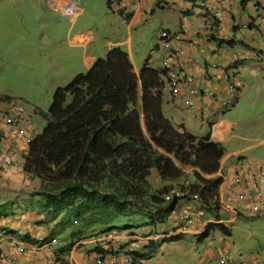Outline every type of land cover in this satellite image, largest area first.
<instances>
[{
	"label": "crops",
	"instance_id": "obj_1",
	"mask_svg": "<svg viewBox=\"0 0 264 264\" xmlns=\"http://www.w3.org/2000/svg\"><path fill=\"white\" fill-rule=\"evenodd\" d=\"M109 3V9L119 16V27L126 31L125 38L115 42V47L109 50L119 48L127 53L136 75H139L144 60L152 57L153 49L157 62L148 60V66L152 69H162L161 63L166 53L159 48H152L153 40L144 51L133 44L132 34L142 19L147 15L158 17L169 13L170 21L156 31V36L161 30L174 34L185 26L186 32L178 44L182 52L170 62L167 70L176 73L180 93L173 95L169 86L165 85L162 112H168V119L176 128L182 127L195 136L209 134L213 142L223 147L224 156L215 175L223 180L218 190L220 219L216 220L210 213L201 211L196 200L183 201L165 220L174 222L170 233L163 227L158 230V225L143 228L140 233L112 231L113 238L102 245L94 242L95 234L72 238L69 231L60 232L57 225L59 219L44 223V215L38 213V199L33 197L32 202L24 207L25 211L0 219V264H46L48 261L52 264H131L127 254H148L150 242L158 244L157 250L149 259L139 261L140 264H220L219 260L227 256L225 264H260L256 256L243 258L230 250L228 240L231 237V225L243 215L227 201L232 174L231 168L225 165L229 160H234L232 163L249 162L264 171V121L259 126L252 121L260 112L264 114V0H227L221 5H216L215 0H109ZM58 7L64 14L70 7L77 10V6L68 1L63 2L64 8L61 4ZM83 12L77 10L76 16ZM218 16L220 20H217ZM74 39L78 48L90 46L91 53H84L83 58L85 65L90 67L101 56L100 51H95L92 36L88 32H79ZM228 76L229 80L226 79ZM230 81L235 84L237 91L232 106L224 108L223 102L231 98L228 91ZM1 97L0 111H3L8 102ZM15 117L27 137L32 139L39 134V123L35 124L31 113L20 111V115ZM193 121L207 126L208 130L197 132L191 129ZM29 138L7 139L0 135V204L22 202L40 188L39 180L24 173L20 167L28 150ZM183 171L190 173L186 167H183ZM149 184L159 189L165 182L152 171ZM254 185H257L256 182L245 184V187L252 189ZM239 207H244L246 219L264 217V207L258 210L246 204ZM184 211L197 215L198 219L193 225L186 226L183 223V226H178L172 219L175 217L180 222L179 216ZM208 224L222 226L230 235L215 230L208 237L201 238ZM19 231L26 234L21 236ZM61 234L65 236L64 242L59 239ZM38 236L56 239L52 254H47L37 245ZM174 237L179 239L172 241ZM209 237H212V243L207 242ZM184 239L198 244L196 252L190 254L186 250L184 255L174 256L175 249L170 251L171 246L166 243ZM70 243H74L72 248L68 246ZM165 253L168 260L157 259L159 254L163 257ZM175 259H179V262L174 263Z\"/></svg>",
	"mask_w": 264,
	"mask_h": 264
},
{
	"label": "trees",
	"instance_id": "obj_2",
	"mask_svg": "<svg viewBox=\"0 0 264 264\" xmlns=\"http://www.w3.org/2000/svg\"><path fill=\"white\" fill-rule=\"evenodd\" d=\"M109 4L107 0L108 9ZM148 60L136 75L127 53L109 50L87 73L55 90L48 112L42 114L45 127L28 143L22 170L37 178L40 188L22 202L37 197L44 223L59 219L60 232L69 231L72 238L113 236L112 231L132 227L119 223L133 215L148 225L163 223L183 201L196 200L201 211L220 219L223 180L215 175L223 147L209 134L179 130L164 116L167 70L150 68ZM1 98L8 105L0 111V135L23 138L6 133L7 117L14 113L8 107L14 106L10 97ZM17 123L14 118L19 128ZM152 171L165 182L159 189L149 184ZM13 202L0 204V218L12 214ZM215 230L230 235L224 227L208 224L201 238ZM157 247L150 242L148 254L129 252L131 264L149 259Z\"/></svg>",
	"mask_w": 264,
	"mask_h": 264
},
{
	"label": "rangeland",
	"instance_id": "obj_3",
	"mask_svg": "<svg viewBox=\"0 0 264 264\" xmlns=\"http://www.w3.org/2000/svg\"><path fill=\"white\" fill-rule=\"evenodd\" d=\"M66 1L74 3L78 11L84 12L72 19L58 7V4L63 7ZM118 17L117 13L107 8L106 0H0V97H10L16 110L31 113L35 124L39 123L41 132L46 124L42 114L48 112L55 90L64 88L75 75L85 74L90 68L83 59L84 53H91L90 46L78 48L75 34L88 32L94 40L96 53L100 51L99 58H104L109 48L115 47L113 44L126 36V31L119 27ZM170 19L169 13L144 17L132 34L133 44L144 51L151 40L155 41L156 31L167 25ZM133 50L135 52V47ZM155 54L153 49L149 61L157 62ZM163 114L168 118V112L164 111ZM252 121L256 126L261 125L264 121L263 112L254 116ZM191 124V129L197 132L208 130L207 126H201L196 121ZM232 161L229 160L225 166L232 169L238 162ZM245 183H252L249 172H245L244 178H241L243 187ZM229 190H235L232 182ZM227 201L243 215L231 225V237L228 240L231 252L243 258L256 256L259 263L264 264V217L246 219L244 207H239L244 205L243 201L230 197H227ZM29 203L30 200L13 202L10 209L12 214L8 217L22 213ZM172 219L178 226H183L175 217ZM126 224L132 227L115 231L140 233L143 228L152 227L139 215L121 218L119 225ZM172 224L174 222L164 221L156 225L158 230L163 227L170 233ZM59 237L64 242L65 236L61 234ZM209 238L207 242L212 243V237ZM166 245L171 246L170 251L175 249L173 255L176 256L184 255L187 251L195 253L198 244L184 239L175 243L167 242ZM157 259L168 260L167 254L163 257L159 254ZM173 262L177 263L179 259Z\"/></svg>",
	"mask_w": 264,
	"mask_h": 264
},
{
	"label": "built area",
	"instance_id": "obj_4",
	"mask_svg": "<svg viewBox=\"0 0 264 264\" xmlns=\"http://www.w3.org/2000/svg\"><path fill=\"white\" fill-rule=\"evenodd\" d=\"M226 1L227 0H215V4L221 5L225 3ZM120 2L121 4L123 3L122 1ZM201 5L203 7H206L204 4H201ZM67 13L70 16L74 17L76 16L77 10L70 7ZM217 20H220L219 16L217 17ZM214 21H216V19ZM185 32H186L185 26H182L181 31L174 33V34H171L167 30H161L157 34L155 41H154V45L157 46L159 49L166 51L165 56L162 60L163 68H166L168 70V67L171 65L170 62L176 60L177 54L182 52L178 48V44H180ZM229 78L230 77L228 76L226 79L229 80ZM167 83L173 95L180 93L178 77L175 72H168ZM228 91L231 94V98L229 97V99H226L223 102L224 108H230L232 104L234 103V97L236 94V86L234 83H231V81L228 83ZM8 110L10 112L11 111L18 112L12 106H9ZM7 122L10 125L8 130L6 131L7 134H16L20 136L24 135V131L15 126L14 119L11 118V116L7 117ZM245 172H249L251 181L256 182L257 184V185H254L252 189L248 188L247 186L243 187L241 185V178H244ZM231 174H232L231 182L235 186V190L229 192L230 197L232 199H237L238 201H243L244 204H246L248 207L252 208L253 210H258L261 207H264V171L262 170V168H260L258 165L251 164L249 162L242 163L241 161H238L232 166ZM197 219H198L197 215L194 214L193 212L184 211L179 216V220L182 223L186 224V226L193 225ZM18 234L23 235V232L19 231ZM112 238L113 237L111 235L102 236L99 239H94V242L105 245L108 242H110ZM36 243L47 254H52L53 248L56 244V240L54 238L49 239V238L39 236L36 239ZM228 257L229 256L221 258L219 260L220 264H225L227 262ZM46 264H52V262L48 261Z\"/></svg>",
	"mask_w": 264,
	"mask_h": 264
},
{
	"label": "clouds",
	"instance_id": "obj_5",
	"mask_svg": "<svg viewBox=\"0 0 264 264\" xmlns=\"http://www.w3.org/2000/svg\"><path fill=\"white\" fill-rule=\"evenodd\" d=\"M155 46V45H154ZM157 49H158V47L157 46H155ZM154 47V48H155ZM163 60V59H162ZM162 64V63H161ZM163 68V67H162ZM164 69H166V68H164ZM167 70V69H166ZM167 75H168V71H167ZM166 82H167V76H166ZM167 85H168V83H166ZM8 105V104H7ZM7 107V106H6ZM18 111V110H17ZM17 113H19V115H20V111H18V112H14L13 113V115H12V118L14 119H16V117L15 116H17ZM19 129H22V128H20L19 127ZM23 130V129H22ZM23 131H25V130H23ZM23 138H29V137H27V135H23ZM31 139L29 138L28 140H27V144L29 143V141H30ZM23 164H24V160L20 163V167L21 168H23ZM23 232V231H22ZM26 233L25 232H23V235H21V236H24ZM39 237V236H38ZM37 237V238H38ZM36 238V239H37ZM45 238H47V237H45ZM50 239V238H49ZM55 239V238H54ZM56 240V239H55ZM57 242V241H56ZM99 244V243H98ZM56 245V244H55Z\"/></svg>",
	"mask_w": 264,
	"mask_h": 264
}]
</instances>
